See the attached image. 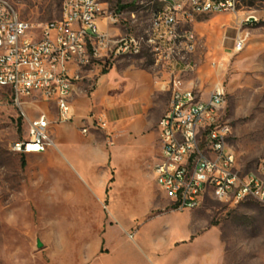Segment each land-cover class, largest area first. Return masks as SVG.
I'll return each mask as SVG.
<instances>
[{
	"label": "rangeland",
	"instance_id": "obj_1",
	"mask_svg": "<svg viewBox=\"0 0 264 264\" xmlns=\"http://www.w3.org/2000/svg\"><path fill=\"white\" fill-rule=\"evenodd\" d=\"M8 1L21 18L36 25L62 17L64 0ZM101 1L118 18L123 34L137 36L149 27L152 11L165 4L163 0ZM191 28L199 42L191 55L194 70L183 79L205 97L217 84L225 86V118L232 127L229 145L241 172L256 171L264 165V0H241L238 13L206 15ZM239 38L245 45L237 51ZM151 62V56L145 55L142 63ZM23 101L22 105L15 101L11 88L0 91V264H64L58 255L59 243L65 239L68 264H74L76 252L92 246L99 236L82 234V220L58 219L64 208L76 205L65 199L54 171L51 184L29 188L27 153L16 152L13 146L27 136L28 119L47 111L50 104L41 96ZM260 177L264 179V173ZM104 222L103 232L109 236L102 244L123 248L131 261L145 251L152 264H264V203L255 199L233 206L206 195L195 209L177 211L168 206L134 222L107 214ZM65 229L69 236L57 233Z\"/></svg>",
	"mask_w": 264,
	"mask_h": 264
},
{
	"label": "built area",
	"instance_id": "obj_2",
	"mask_svg": "<svg viewBox=\"0 0 264 264\" xmlns=\"http://www.w3.org/2000/svg\"><path fill=\"white\" fill-rule=\"evenodd\" d=\"M240 0H173L171 21L163 14L156 21V42L137 45V35H112L97 30L102 19L117 24L101 0H64L62 17L36 25L21 18L8 0H0V91L11 88L15 101L41 96L59 109L60 120L73 117L70 99L79 69L102 61L105 64L122 56H135V50L149 47L157 62H166L182 75L194 70L191 55L199 38L191 28L200 17L240 11ZM8 36V43H1ZM239 38L236 50L243 49ZM180 53H189L182 63ZM227 92L223 84L214 96L205 97L175 79L169 108L160 121L161 169H154L158 186L170 197L173 210L186 211L200 206L206 195L235 206L243 198H261L264 203V166L243 173L230 147L232 127L226 117ZM109 137L108 122L100 119ZM84 132L88 129L84 128ZM55 145L48 113L28 119L27 136L13 146L20 153H40Z\"/></svg>",
	"mask_w": 264,
	"mask_h": 264
},
{
	"label": "crops",
	"instance_id": "obj_3",
	"mask_svg": "<svg viewBox=\"0 0 264 264\" xmlns=\"http://www.w3.org/2000/svg\"><path fill=\"white\" fill-rule=\"evenodd\" d=\"M100 26L112 35L124 33L106 19ZM145 55L151 56V63H142ZM70 72L81 75L70 99L73 117L60 120L59 109L48 102L45 112L55 145L26 154L29 188L51 184L50 172L54 171L65 199L76 205L64 208L58 219L82 220V234L99 236L92 246L76 252L74 264H152L145 251L131 261L123 248L102 244L104 236H109L103 232L104 220L110 214L134 222L154 209L170 206L169 194L158 186L153 166L161 155L159 124L169 108L174 80L181 78L189 87L185 74L174 72L166 62H157L148 47L141 55L118 57L108 64L98 60L81 69L72 65ZM100 119L108 122L112 137L99 126ZM57 233L69 236L67 229ZM68 243L66 239L59 243L58 256L64 264L70 258Z\"/></svg>",
	"mask_w": 264,
	"mask_h": 264
},
{
	"label": "bare ground",
	"instance_id": "obj_4",
	"mask_svg": "<svg viewBox=\"0 0 264 264\" xmlns=\"http://www.w3.org/2000/svg\"><path fill=\"white\" fill-rule=\"evenodd\" d=\"M164 6L156 7L151 14V23L149 27L145 30V33L141 36H137V45H146L156 42V21L159 19L160 15L163 14L164 21H171L170 9H166V6H170L173 0H168L164 2ZM100 22H97V30H101ZM1 43H8V36H1ZM145 47H141V50H135V56L141 55ZM149 48V47H148ZM180 60L182 63H189V53H180ZM214 96V90L209 97ZM264 166V165H262ZM154 169H161V162L154 163ZM260 180H264L260 177ZM245 199H255L262 202L261 198H243Z\"/></svg>",
	"mask_w": 264,
	"mask_h": 264
},
{
	"label": "trees",
	"instance_id": "obj_5",
	"mask_svg": "<svg viewBox=\"0 0 264 264\" xmlns=\"http://www.w3.org/2000/svg\"><path fill=\"white\" fill-rule=\"evenodd\" d=\"M240 1H241V0H240ZM251 4H252V2L249 3V5H251ZM23 164L25 165V162H23Z\"/></svg>",
	"mask_w": 264,
	"mask_h": 264
},
{
	"label": "water",
	"instance_id": "obj_6",
	"mask_svg": "<svg viewBox=\"0 0 264 264\" xmlns=\"http://www.w3.org/2000/svg\"><path fill=\"white\" fill-rule=\"evenodd\" d=\"M39 245L41 246V243H39Z\"/></svg>",
	"mask_w": 264,
	"mask_h": 264
}]
</instances>
